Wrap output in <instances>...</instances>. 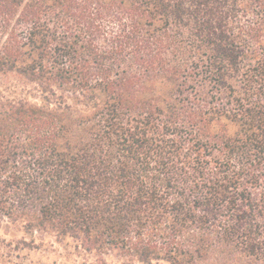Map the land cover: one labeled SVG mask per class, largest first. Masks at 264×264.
I'll return each instance as SVG.
<instances>
[{
    "label": "trees",
    "instance_id": "1",
    "mask_svg": "<svg viewBox=\"0 0 264 264\" xmlns=\"http://www.w3.org/2000/svg\"><path fill=\"white\" fill-rule=\"evenodd\" d=\"M0 231V264H264V0H0Z\"/></svg>",
    "mask_w": 264,
    "mask_h": 264
},
{
    "label": "rangeland",
    "instance_id": "2",
    "mask_svg": "<svg viewBox=\"0 0 264 264\" xmlns=\"http://www.w3.org/2000/svg\"><path fill=\"white\" fill-rule=\"evenodd\" d=\"M15 235H16V237H21L22 236V234L21 233H19V232H17V233H14ZM0 237H2V238H7L8 240H10V238L11 237H9V236H6V235H4V233H3V231H0ZM35 262H36V259L34 260ZM42 263H45V264H52L53 263V258L52 259H50V260H48V261H46V260H43L42 261Z\"/></svg>",
    "mask_w": 264,
    "mask_h": 264
}]
</instances>
